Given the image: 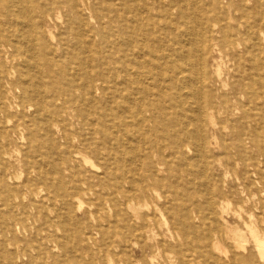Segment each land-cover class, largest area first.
Returning <instances> with one entry per match:
<instances>
[{"label":"bare ground","instance_id":"obj_1","mask_svg":"<svg viewBox=\"0 0 264 264\" xmlns=\"http://www.w3.org/2000/svg\"><path fill=\"white\" fill-rule=\"evenodd\" d=\"M222 160L242 175L218 180ZM151 194L180 226L193 212L195 240L233 260L224 239L252 242L264 264V0H0V253L15 264L10 238L33 229L17 257L42 260L38 220L82 196H121L142 238Z\"/></svg>","mask_w":264,"mask_h":264},{"label":"rangeland","instance_id":"obj_2","mask_svg":"<svg viewBox=\"0 0 264 264\" xmlns=\"http://www.w3.org/2000/svg\"><path fill=\"white\" fill-rule=\"evenodd\" d=\"M65 28V25L59 24V27L53 30L56 34H60ZM225 60L226 58L214 54L211 58L212 67L210 71L215 72L220 65L225 76ZM13 151L14 148L11 147V154L14 153ZM192 156L193 154L189 155V157ZM15 159H17L16 155ZM95 160L94 162L97 163ZM199 165L201 166L202 162ZM125 170L132 172L129 166ZM220 170L222 173L228 172L230 183L237 174L242 175L241 169L237 172L225 160H222V168H212V174L218 180L221 176ZM133 173L135 174V172ZM233 187L231 184L226 190L229 191L234 200ZM185 189L188 193H192L188 187ZM80 199L83 202L80 209H77V203L74 201L68 214L50 211L49 214L45 215V218H43L44 216L40 217L38 221L43 225L45 224L44 229L49 233V239L44 243L34 239V242L31 243L35 246H29L31 254L38 252L41 243L45 247L43 259L31 264H150L151 258L155 259V264H263L257 246L252 242L247 244L245 251H235L232 242L224 239L220 243L223 250L229 251L230 255H243L242 258L233 260L225 258L222 252L216 251L214 245H206L202 238L195 240L193 230L200 225V221L195 219L193 212L183 213L182 225L180 226L178 220L181 213L170 206L169 209L163 208L162 205L167 198L164 200L159 195H152L149 198L148 206L141 202L138 213L148 216V224L145 230L138 234L142 238H136L132 234V226L139 224V219L129 217L131 214L122 205L124 199L121 196H119L117 204L114 205L112 202H97L94 196H82ZM168 200L173 201V197L170 195ZM199 201H203V199H199ZM173 202L181 203L179 200ZM185 203L188 207L191 205L188 200H185ZM45 204L47 206L48 202ZM233 208L230 206L226 213V216L228 215V218L232 219V223L234 221ZM32 212L29 209L28 214L31 215ZM256 215L258 225L260 219L264 217L263 211L257 212ZM204 221L208 223L206 219ZM31 227L28 225L27 229H31ZM242 229L247 239H251L246 228L242 227ZM261 229L263 232L264 225L261 226ZM31 230H28V234L33 233V229ZM28 234H17L16 238H10L9 243L12 246L10 251L13 253L15 264H23L25 260L24 255L17 257V253L20 254L25 246L20 240ZM44 235L46 233H43L42 237ZM261 236L263 235L261 234ZM2 240L3 238L0 237V243L6 247V243ZM215 241L213 240V243ZM201 249L207 250L216 260L204 258ZM0 264H9L7 258L1 253Z\"/></svg>","mask_w":264,"mask_h":264}]
</instances>
